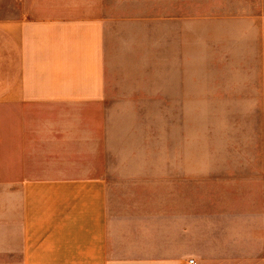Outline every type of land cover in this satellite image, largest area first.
<instances>
[{
	"label": "crops",
	"instance_id": "crops-1",
	"mask_svg": "<svg viewBox=\"0 0 264 264\" xmlns=\"http://www.w3.org/2000/svg\"><path fill=\"white\" fill-rule=\"evenodd\" d=\"M160 32L184 96L191 33H234V150H112ZM190 260L264 264V0H0V264Z\"/></svg>",
	"mask_w": 264,
	"mask_h": 264
},
{
	"label": "rangeland",
	"instance_id": "rangeland-1",
	"mask_svg": "<svg viewBox=\"0 0 264 264\" xmlns=\"http://www.w3.org/2000/svg\"><path fill=\"white\" fill-rule=\"evenodd\" d=\"M149 52L148 61L153 63L116 67L115 92L125 94L112 96L115 110L106 116L112 125V150H234V33H191L190 83L185 96L181 83L172 81L177 70L168 63L167 33H159L158 54L153 51L150 57ZM258 113L254 120L259 126Z\"/></svg>",
	"mask_w": 264,
	"mask_h": 264
},
{
	"label": "built area",
	"instance_id": "built-area-1",
	"mask_svg": "<svg viewBox=\"0 0 264 264\" xmlns=\"http://www.w3.org/2000/svg\"><path fill=\"white\" fill-rule=\"evenodd\" d=\"M188 264H194L193 260L188 261Z\"/></svg>",
	"mask_w": 264,
	"mask_h": 264
}]
</instances>
